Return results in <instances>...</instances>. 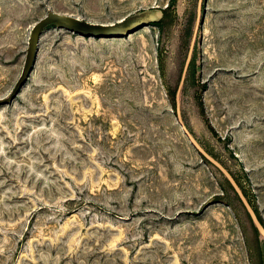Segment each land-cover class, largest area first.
<instances>
[{
    "label": "rangeland",
    "instance_id": "374dc122",
    "mask_svg": "<svg viewBox=\"0 0 264 264\" xmlns=\"http://www.w3.org/2000/svg\"><path fill=\"white\" fill-rule=\"evenodd\" d=\"M198 1L0 0V264H261L165 91ZM180 113L264 226V0H201Z\"/></svg>",
    "mask_w": 264,
    "mask_h": 264
},
{
    "label": "water",
    "instance_id": "95a60500",
    "mask_svg": "<svg viewBox=\"0 0 264 264\" xmlns=\"http://www.w3.org/2000/svg\"><path fill=\"white\" fill-rule=\"evenodd\" d=\"M200 5H201V0L198 1V6H197V16H196V22H195V27H194V34H193V40L191 43V47L193 45L194 41V35L197 32V27H198V20H199V12H200ZM191 47L188 52L187 58H186V63L183 69V74L180 79L179 85L176 90V95H175V115L177 118V123L181 127L183 134L187 138V140L190 142V144L193 146V148L196 150V152L199 154V156L208 162L212 168H214L224 179L227 180L231 188L233 189V192L239 199L240 203L242 204L244 210L246 211L247 215L249 216L250 221L252 222L253 226L257 230V232L261 235L262 241H263V264H264V226L259 222L257 219L256 214L254 213L252 207L250 206L249 202L243 195L241 189L235 182L234 178L231 176V174L218 162L216 161L212 156H210L206 151H204L201 146L196 142V140L190 135L188 130L185 127V124L182 120L181 113H180V94H181V88L183 85L184 81V76L191 58Z\"/></svg>",
    "mask_w": 264,
    "mask_h": 264
},
{
    "label": "trees",
    "instance_id": "16d2710c",
    "mask_svg": "<svg viewBox=\"0 0 264 264\" xmlns=\"http://www.w3.org/2000/svg\"><path fill=\"white\" fill-rule=\"evenodd\" d=\"M174 1H175V0H171L170 5H172V4L174 3ZM176 90H177V88H175L173 91H171L169 88H165V91H166L167 97H168V99H169V101H170V103H171L172 109H173L174 111H175V95H176ZM180 97H181V94H180ZM213 158H214V157H213ZM204 162H205L207 165L211 166V165H210L208 162H206L205 160H204ZM211 167H212V166H211ZM230 174H231V173H230ZM232 177H233V176H232ZM222 178H223V177H222ZM223 180H224V183L226 184V186H227V187L233 192V189L231 188V186L229 185V183L227 182V180L224 179V178H223ZM234 180H235V182L237 183V185L239 186V188L241 189L243 195L245 196V198H246L247 201L249 202L250 206L252 207L254 213H255L256 216H257V219H258L259 222L263 225L262 220L260 219V217H259L258 214H257L256 208H254V206L252 205V203L250 202V200H249L248 197L246 196L245 192H244V191L242 190V188L240 187L238 181H237L236 179H234ZM222 190L225 191V188H222ZM234 194H235V193H234ZM236 197H237V196H236ZM238 200H239V199H238ZM248 218H249V216H248ZM251 223H252V222H251ZM254 228H255V227H254ZM260 258H261V264H263V252H261V254H260Z\"/></svg>",
    "mask_w": 264,
    "mask_h": 264
}]
</instances>
